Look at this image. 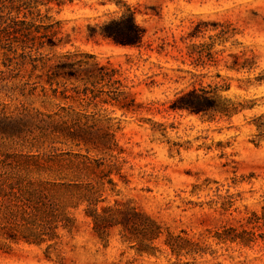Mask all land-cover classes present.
Wrapping results in <instances>:
<instances>
[{
    "label": "rangeland",
    "instance_id": "obj_1",
    "mask_svg": "<svg viewBox=\"0 0 264 264\" xmlns=\"http://www.w3.org/2000/svg\"><path fill=\"white\" fill-rule=\"evenodd\" d=\"M61 1L65 5H51L49 13L41 7L52 18L45 24L60 23L55 29L62 39L44 54L56 60L67 52L89 53L110 62L139 106L127 115L114 108L110 116L122 149L113 155L123 177H113L116 191L105 197L111 204L132 201L164 234L155 243L159 252L140 256L117 230L105 246L78 212L73 234L60 230L49 257L48 244L22 242L0 250V264H264V140L258 138V117L264 116V0ZM125 6L145 30L141 48L88 40L89 26L118 18ZM10 76L0 56L1 125L54 109L11 91L20 80ZM216 87L219 96L239 106L237 115L211 121L172 109L181 94ZM32 137L0 131V160L3 154L35 152ZM229 227L253 232L255 242H218L216 232ZM166 231L204 253L175 257L164 243Z\"/></svg>",
    "mask_w": 264,
    "mask_h": 264
},
{
    "label": "trees",
    "instance_id": "obj_2",
    "mask_svg": "<svg viewBox=\"0 0 264 264\" xmlns=\"http://www.w3.org/2000/svg\"><path fill=\"white\" fill-rule=\"evenodd\" d=\"M54 4L62 7L65 2L0 0L1 64L10 79L20 80L11 91L54 108L0 124V131L8 137L33 136L31 149H35L1 155L0 250L22 242L29 246L48 244L49 257L61 240L60 230L73 234L80 212L105 246L117 230L121 241L138 255L154 256L160 251L155 243L163 236V227L132 201L111 204L105 197L116 191L113 177H123L113 155L121 154L122 149L110 116L114 108L127 115L137 112L139 106L126 92L120 70L110 62L102 64L89 53L67 52L56 60L44 54L47 47L53 49L62 42L55 29L60 23L45 24L52 18L41 13V7L49 13ZM88 30V40L101 38L124 47L141 48L145 36L135 12L127 6L118 18ZM218 91L217 87L193 89L181 94L172 109L202 114L211 121L217 116L237 115L239 106L223 99ZM263 117H258V138L264 140ZM166 232L164 243L175 257L204 253L198 244ZM214 237L218 242L241 246L256 240L253 232H238L232 227Z\"/></svg>",
    "mask_w": 264,
    "mask_h": 264
}]
</instances>
